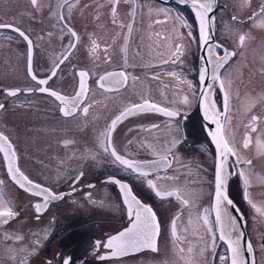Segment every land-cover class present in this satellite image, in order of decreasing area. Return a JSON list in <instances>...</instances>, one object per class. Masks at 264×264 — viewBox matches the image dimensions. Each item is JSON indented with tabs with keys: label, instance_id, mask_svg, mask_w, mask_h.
<instances>
[{
	"label": "flooded vegetation",
	"instance_id": "obj_1",
	"mask_svg": "<svg viewBox=\"0 0 264 264\" xmlns=\"http://www.w3.org/2000/svg\"><path fill=\"white\" fill-rule=\"evenodd\" d=\"M58 3L62 0H37L33 8L30 0H0V23L20 28L33 42L32 70L38 79L47 78L54 65L64 56L68 57L43 87L71 96L78 88V72L87 70L89 91L82 106H90L87 115L81 108L73 116L65 117L59 111V102L48 93L25 91L38 86L27 71V42L12 29H0V104H4L0 109V131L9 137L21 171L35 183L62 194V198L50 201L46 208L36 213L34 205L43 203L42 197L21 189L11 180L4 154L0 152V181H3L0 194L18 213L8 223L0 224V264H18L20 259L25 264H63L64 259H69L70 264H137L133 262L136 257L139 264H174L173 253L177 250L185 256L186 263L182 264H193L192 252L187 249L202 226L198 219L203 214L198 209L202 201L188 196L192 195V188L187 193L181 186H211L214 193L215 152L198 112V101L202 86L199 82L201 67L208 69L206 83H213L208 47L215 45L209 44L205 59H201L199 21L191 4L181 0H119L115 5L117 23H113L111 0H68L71 11L68 5L59 9L65 16L63 21H58L55 15ZM262 6L264 0L260 3L259 0H249L245 6L241 0H216L215 39L225 49L236 53L219 69L221 77L231 81V87L226 88L230 97L228 110L232 105V85L237 93L244 92V83L239 84L229 71L246 49L248 36L253 33L258 18L253 13H259ZM177 16L183 17L184 25L176 19ZM233 16L236 20L232 19ZM129 24L132 25L131 32L127 27ZM68 28L77 33L78 41L70 36ZM241 34L246 35L243 46L238 41ZM93 40L97 44L94 52ZM70 41L76 44L75 48L69 49ZM176 44L183 46V52L173 63ZM215 51L223 54L222 49L216 48ZM116 71L126 73L127 83L114 91L100 89L99 77ZM188 81H191L192 88H189ZM17 88L21 91L14 97L5 91ZM185 96L190 103L183 102ZM144 99L160 108L177 110L180 115L169 118L157 111L131 115L118 123L112 132V146L118 154L130 159H157L152 154L153 149L169 155L170 167L158 166L149 178L156 180L161 191L179 190L180 195L189 200L188 205H183L176 196L157 197L146 182L113 164V158L100 147V134L111 120L125 107L143 103ZM211 99L223 112V90L218 83L212 90ZM256 99H252L255 101L253 109L260 105ZM235 105L243 111L242 102ZM228 110L224 113L227 118ZM256 116L257 132L248 128L250 119L241 122V146L245 149L244 137L249 135L252 143L245 150H250L251 157L245 160L252 163L245 165L241 152L236 149L242 162L237 164L236 157L229 158L227 187L230 198L245 217L255 264H264V214L244 198L245 185L239 176L241 169L245 172L249 168L264 173L260 167L261 155L254 145L261 132L259 122H264V114ZM221 122L228 139L227 119L222 116ZM153 125L157 127L153 128ZM174 139L179 142L168 152ZM64 141L71 143L65 144ZM196 162L207 176L208 184L195 185L192 182ZM110 177L127 182L131 188L139 181L148 190L143 197L134 194L156 213L160 224L158 251L144 249L111 257L110 250L102 246L109 236L128 227L130 220L117 185L109 182ZM247 190L248 199L261 208L251 197L250 184ZM106 193L113 195L111 203H107L108 199L103 201L102 195ZM116 193L120 198L118 214L113 204ZM213 193L209 200L210 209L213 207ZM210 214L217 236L210 262L230 264L227 242L219 239L215 212ZM173 219H176L180 237L175 244L171 235ZM251 219L260 224L258 228L252 227ZM17 235L21 239L17 240ZM96 241L101 242L99 248L95 247ZM180 248L184 251L180 252ZM223 254L226 257L219 260ZM101 255H108V258L101 260Z\"/></svg>",
	"mask_w": 264,
	"mask_h": 264
},
{
	"label": "snow or ice",
	"instance_id": "obj_2",
	"mask_svg": "<svg viewBox=\"0 0 264 264\" xmlns=\"http://www.w3.org/2000/svg\"><path fill=\"white\" fill-rule=\"evenodd\" d=\"M119 0H111L113 5L111 12L113 16V23H117L115 17L117 14L116 4ZM182 3H187L188 0H181ZM192 9L195 11L196 19L199 21V31H200V40L207 44L210 39L209 28L212 23V18L209 17V13L213 11L215 0H190ZM33 8L37 5V0H30ZM242 6H245L249 3V0H241ZM65 5H68L69 12L72 9V5L68 4V0H62V3L56 5L57 11L55 13L58 21L65 20V16L59 11ZM160 11H164L161 9ZM254 17H260L258 26L264 28V6L260 8L259 13H253ZM176 19L180 21L181 25L185 24L183 17L177 16ZM233 20H236V17H232ZM124 25H121L123 27ZM129 32L132 30V25L128 26ZM0 29H12L19 34L27 42V71L31 75L32 80L37 81L38 86L33 88L25 89L27 92L39 91L40 93H48L55 101L59 102V111L65 116H73L75 113L81 110L85 115H87L90 106H82L85 98L88 94V85L87 77L89 72L87 70H81L78 72V88L73 95H62L60 92L55 90H50L48 87H43V85H48L49 80H51L57 73L56 70L64 63V60L67 59V56H64L58 63H56L51 71V75L47 78L38 79V77L33 73L32 70V52H33V42L29 36L18 27H14L12 24L0 23ZM68 33L75 40H79L77 33L68 28ZM191 35V33H189ZM246 40V35H239L238 41L241 46L244 45ZM127 38H125V44ZM69 49L75 48L76 44L72 41L69 42ZM97 47L96 41H92V50L95 51ZM222 49L223 54H218L215 49ZM125 51V63H127L126 56V47ZM183 46L181 44L175 45V51L172 53L173 63L175 59H178L182 55ZM209 53V63L213 65L211 79L213 83L206 85V92L201 93V104L204 110V118L211 121L216 125L215 131H208L207 135L211 137L212 142L215 144L217 152V164L215 166V177H214V205L211 209H205L204 215L198 217L199 220H202L203 226L206 228L207 233L209 234L212 245L211 247L215 248L216 235L212 226V223L209 219V214L211 211L215 212V222L219 226V239L221 241H226L228 248L231 252L230 264H246L243 249L241 245V238L243 236L242 232H237V220L235 216H232L228 213L227 206H233L234 201L229 198L228 194V178L229 173L226 171V166L230 157H236V163L240 164L241 158L238 156V153L233 145L230 144L229 140L225 137L224 134V125L221 122V117L223 116L226 120L227 117L224 113L227 112L229 107V92L226 88H230L231 81L227 78H222L219 69L224 67L228 60L236 55L235 52L229 51L223 47L222 44H217L215 46L208 47ZM70 54V53H69ZM167 63V61H164ZM208 69L206 67H201L199 70V82L201 85H205L206 79L208 77ZM128 76L124 71L116 72H106L104 75L99 77L98 86L100 89L105 91H114L117 90L120 86H123L127 83ZM189 88H192L191 81H188ZM219 84V88L223 90V107L224 112H221L217 108L214 100L211 99V93L216 84ZM9 96H16L21 89L17 88L14 90H5ZM194 94V93H193ZM185 104L190 103L187 96L183 98ZM255 101H251L249 105V110L251 106H254ZM4 108V104H0V109ZM157 111L163 113L166 117L175 118L180 115L177 110H169L167 108H160L158 105L150 103L148 99H144L143 103L131 104L125 107L122 111L116 115L108 125L107 129L100 134L101 139L99 141L100 147L105 153H108L112 159L113 164H118L124 171L132 174L135 178L141 182H146L147 187L154 192L157 197H171L176 196L177 199L181 201L183 205H188L189 200L184 199L179 190L171 191H161L158 188L156 180L149 178L152 174V171L158 166L170 167L169 155L162 154L153 149L152 154L157 159L153 160H138L130 159L124 155L118 154L115 147L112 146V132L115 131L118 123L127 119L131 115H135L140 112H150ZM258 117L252 115L248 124V128L251 132H257L256 122ZM153 128L157 127L156 125L152 126ZM261 135H258L255 141L256 149L259 154H264V139H261ZM179 141L173 140L170 147L167 151L170 152L171 148H174ZM65 144L71 143V141H64ZM131 143V141L129 142ZM252 143V139L249 135L244 137L243 148L247 149ZM143 146V145H142ZM151 148V145H148ZM0 152L4 154V160L7 162V172L11 177V180L14 181L21 189L32 193L36 197H42L43 203H36L34 205L36 213H40L43 208H46L50 201H54L62 198V194H57L53 192L50 188L44 187L39 183H35L33 180L29 179L27 175L21 171L20 167L17 164L16 152L13 148L9 137L0 131ZM243 163L247 166L251 165V160H245ZM80 175H83L82 173ZM239 176L243 179L245 185L244 198L252 204L253 208H256L258 212L264 214V209L258 208L251 200L248 199V186L250 184L249 178L246 176L243 169L239 171ZM76 179H79L77 177ZM109 182L114 183L119 186L120 192L122 193L123 204L126 205L127 215L130 218L129 226L124 228L122 231L118 232L115 235H111L107 238L106 242L103 243L105 249L110 250L111 257L124 256L129 253V251H141L143 249H150L152 251H158L157 248V237L160 234V224L157 221L156 213L153 211L152 207L144 204L139 200L136 195L133 194L132 188L126 182H122L119 179L109 178ZM0 184H3V181H0ZM238 211V209H237ZM18 213L14 211L13 207L10 204L3 194H0V224H6L11 218L17 216ZM192 221L189 219V224ZM187 229H185L186 231ZM235 233V235H234ZM171 235L173 237V243L180 240V237L177 235V223L176 219H173L171 222ZM16 239H21L20 236H16ZM101 246L100 241L95 242V247L99 248ZM180 252H183L184 249L180 248ZM189 253L192 252V248L187 249ZM201 254L205 252V249L202 248ZM247 251H252L251 243L247 244ZM108 255H101L99 259H107ZM183 259V257H181ZM221 260H224V257H221ZM18 264H25L23 259L18 260ZM63 264H70L69 259H64Z\"/></svg>",
	"mask_w": 264,
	"mask_h": 264
},
{
	"label": "rangeland",
	"instance_id": "obj_3",
	"mask_svg": "<svg viewBox=\"0 0 264 264\" xmlns=\"http://www.w3.org/2000/svg\"><path fill=\"white\" fill-rule=\"evenodd\" d=\"M261 0H259V3ZM260 21V17L256 19V22L253 25V33L249 34L248 36V42L246 45V49L243 51L242 55L239 57L238 61L235 62L232 66L229 72H231V75L234 74V78L237 80L239 84L244 83V92L243 94L239 91L237 93V89H234V85H232V91H231V97H232V105L230 110H228V118H227V128H226V134L228 137V140L230 143L235 147V149H238L239 153L241 152L243 160L248 159L250 156L249 149L245 150L242 149V140L243 135L241 134V128H242V120L251 119L252 114H258L262 115L264 114V28H261L258 26ZM231 87V86H230ZM242 95V99H241ZM253 98L256 99L258 103L260 104L256 109H253L251 106L249 110V105ZM242 102L243 105V111L242 109H237L235 103ZM242 119H239L241 113ZM239 119V120H238ZM241 123V124H240ZM259 130H261L260 135L264 134V122H259ZM264 136H261V139H263ZM255 145V143H254ZM246 151V152H244ZM248 151V153H247ZM261 155V169L264 170V154ZM259 155V157H260ZM256 161V160H255ZM197 168L193 169V173L191 176L193 177L192 182H194L195 185H204L208 184L209 180L207 179V176L205 177L203 175V170L200 167V165L197 164ZM245 172L248 175V178L250 180V188H251V197L258 201L260 204V207L264 209V173L262 172L257 173L253 169L249 168L246 169ZM135 186H132L133 192L139 196L143 197L146 196L148 193V190L145 188V186H141V183L139 181L134 183ZM183 189L186 190L188 193V190L192 188V195H188L191 198L194 199H200L202 203L200 204L199 212L203 213L201 216L204 215L205 209H210V197H212L213 193V187L211 186H181ZM108 193L102 195V199L105 202L106 199L107 203H111V198ZM115 202L113 203L115 205V211L116 214H118V208L120 203L119 195L116 193L115 195ZM114 200V199H113ZM211 218V223L215 232V226L212 222V216L209 214V219ZM200 228L197 229L196 237L193 239L192 245L190 246L192 248V263L193 264H213V262H210L211 255L213 252L212 240L209 236V234L206 231V228L202 224V220ZM252 227H257L260 224L257 221H253L251 219ZM258 228V227H257ZM216 235V232H215ZM217 241V236L215 240V245ZM161 247V245H160ZM204 248L205 252L203 255L201 254V249ZM183 257V259L181 258ZM222 257H226L225 254H223ZM185 256L180 255V253L175 252L173 253V260L175 261L174 264H182L183 262L186 263ZM262 259V258H261ZM137 264H139V258H134ZM221 260V258H219ZM219 262V261H218ZM262 262V261H261Z\"/></svg>",
	"mask_w": 264,
	"mask_h": 264
},
{
	"label": "water",
	"instance_id": "obj_4",
	"mask_svg": "<svg viewBox=\"0 0 264 264\" xmlns=\"http://www.w3.org/2000/svg\"><path fill=\"white\" fill-rule=\"evenodd\" d=\"M173 1H177L178 2L179 0H173ZM186 4H191L190 0H188V2ZM215 11H216V0H215V5H214V8H213V11L208 14L209 17L212 18V23L210 24V28H209L210 39L208 40L207 44H205L204 42L201 41V43H202V45H201V59H205L206 50H207V47H208L209 44H212V45L220 44V43H218L216 41L215 36H214V14H215ZM206 85H207V83L205 82V85H202L201 86L200 97H199V101H198V112H199L200 117L202 119V122H203V125L205 127V130L208 133V131H210V130L211 131H215L216 125L214 123H212L211 121L206 120L204 118V110H203V106L201 104V93L202 92H206V90H207L206 89ZM223 109H224V107H223ZM210 140H211V137H210ZM211 143L213 145L214 152H215V166H216V164L218 162L217 161L216 147H215V144L212 142V140H211ZM214 177H215V167H214ZM111 178L118 179L116 177H111ZM122 182H125V181H122ZM116 187H117V189H118V191H119V193L121 195V199L123 201L122 193L120 192L119 186L117 185ZM133 194H134V192H133ZM137 198L139 199V197H137ZM229 198H230V196H229ZM212 201H213V205H214V193H213ZM234 205H235V207H233V206H227V210H228V213L229 214H231L232 216H235L236 217V220H237V232H242L243 233V236L241 238V245H242V249H243V256H244L245 262H246V264H255V255H254L253 246H252V251L251 252H248L247 251V244L248 243H251V241H250L249 236L247 234L245 217H244L243 213L241 212V210L239 209V207L236 205L235 202H234ZM237 209H238V211H237ZM251 245H252V243H251ZM138 252H140V251H129L128 254H134V253H138ZM229 253H230V256H231L230 250H229Z\"/></svg>",
	"mask_w": 264,
	"mask_h": 264
},
{
	"label": "bare ground",
	"instance_id": "obj_5",
	"mask_svg": "<svg viewBox=\"0 0 264 264\" xmlns=\"http://www.w3.org/2000/svg\"><path fill=\"white\" fill-rule=\"evenodd\" d=\"M226 171H227V173H229V170L227 169V166H226ZM120 198H121V195H120Z\"/></svg>",
	"mask_w": 264,
	"mask_h": 264
}]
</instances>
